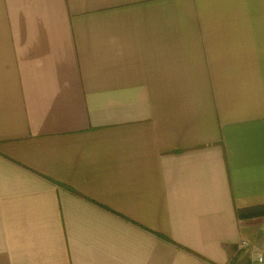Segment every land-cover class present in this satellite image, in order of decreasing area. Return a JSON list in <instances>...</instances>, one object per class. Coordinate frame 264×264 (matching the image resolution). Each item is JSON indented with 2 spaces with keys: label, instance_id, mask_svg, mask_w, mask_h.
Masks as SVG:
<instances>
[{
  "label": "crops",
  "instance_id": "crops-1",
  "mask_svg": "<svg viewBox=\"0 0 264 264\" xmlns=\"http://www.w3.org/2000/svg\"><path fill=\"white\" fill-rule=\"evenodd\" d=\"M259 252L264 0H0V264Z\"/></svg>",
  "mask_w": 264,
  "mask_h": 264
},
{
  "label": "built area",
  "instance_id": "built-area-1",
  "mask_svg": "<svg viewBox=\"0 0 264 264\" xmlns=\"http://www.w3.org/2000/svg\"><path fill=\"white\" fill-rule=\"evenodd\" d=\"M241 250L249 248L248 242H241L239 245ZM250 264H264V252L254 253Z\"/></svg>",
  "mask_w": 264,
  "mask_h": 264
}]
</instances>
